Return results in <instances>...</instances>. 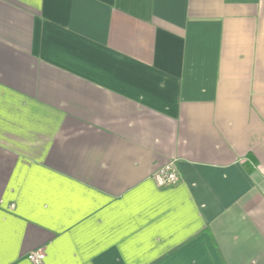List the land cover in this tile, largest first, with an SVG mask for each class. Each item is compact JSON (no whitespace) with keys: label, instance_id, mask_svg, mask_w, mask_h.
<instances>
[{"label":"crops","instance_id":"0c3cea01","mask_svg":"<svg viewBox=\"0 0 264 264\" xmlns=\"http://www.w3.org/2000/svg\"><path fill=\"white\" fill-rule=\"evenodd\" d=\"M40 248L264 264V0H0V264Z\"/></svg>","mask_w":264,"mask_h":264},{"label":"built area","instance_id":"2783aa9c","mask_svg":"<svg viewBox=\"0 0 264 264\" xmlns=\"http://www.w3.org/2000/svg\"><path fill=\"white\" fill-rule=\"evenodd\" d=\"M156 185L159 188H170L179 182V173L174 160L161 167L153 176ZM46 257V249L40 248L29 255V258L35 264H43Z\"/></svg>","mask_w":264,"mask_h":264}]
</instances>
